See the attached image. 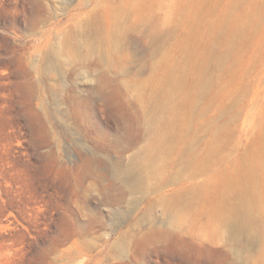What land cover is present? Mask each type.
<instances>
[{
    "label": "rangeland",
    "instance_id": "1",
    "mask_svg": "<svg viewBox=\"0 0 264 264\" xmlns=\"http://www.w3.org/2000/svg\"><path fill=\"white\" fill-rule=\"evenodd\" d=\"M179 67L174 102L204 68L193 148L219 129L215 167L131 189L137 93ZM252 149L264 185V0H0V264H264V186L252 238L220 211Z\"/></svg>",
    "mask_w": 264,
    "mask_h": 264
},
{
    "label": "bare ground",
    "instance_id": "2",
    "mask_svg": "<svg viewBox=\"0 0 264 264\" xmlns=\"http://www.w3.org/2000/svg\"><path fill=\"white\" fill-rule=\"evenodd\" d=\"M186 47L187 53H190L188 45ZM106 55L110 57L107 50ZM200 59L198 55L194 60L198 62ZM187 72V67L168 68L162 72L158 83L153 86L152 98L145 99L140 92L137 93L136 102L142 116L143 145L131 156L130 164L116 173L120 179L130 183L131 189L142 188L153 178L160 180L161 185H164L168 182L164 171L169 166L175 168L183 164L181 175L189 171L188 178L193 181L201 176L209 175L215 167L219 145L223 140L219 129L212 132L201 154L194 152L193 148L195 137L201 133V128L194 127L198 119L195 114L196 108L199 98L209 88L204 79V68L197 67L192 75L194 79L192 86L184 93L180 101L171 100L174 90H177L178 82L184 76L186 77ZM208 123L213 125V121ZM191 131L193 134L190 136ZM174 153H176L175 157ZM186 155H188L187 159ZM257 155L253 149L249 150L243 164H238L232 169L229 174L232 197L230 202L220 209L224 226L245 233L248 238H252L255 234L252 214L258 206V197L264 186L254 177L258 169ZM210 178L208 176L207 180ZM161 185L156 190H159ZM196 188L186 192L194 194L197 191ZM182 194L184 193H181V196ZM179 195L172 200L161 201L166 206L165 210L172 212L179 209L184 212L187 200L184 198L178 201ZM184 214L169 215L168 225L180 224Z\"/></svg>",
    "mask_w": 264,
    "mask_h": 264
}]
</instances>
